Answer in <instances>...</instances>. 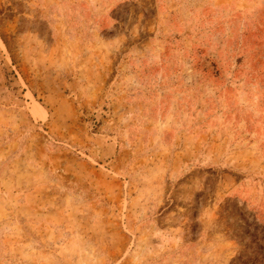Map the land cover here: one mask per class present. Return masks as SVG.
Segmentation results:
<instances>
[{
    "label": "rangeland",
    "instance_id": "rangeland-1",
    "mask_svg": "<svg viewBox=\"0 0 264 264\" xmlns=\"http://www.w3.org/2000/svg\"><path fill=\"white\" fill-rule=\"evenodd\" d=\"M0 264H264V0H0Z\"/></svg>",
    "mask_w": 264,
    "mask_h": 264
}]
</instances>
